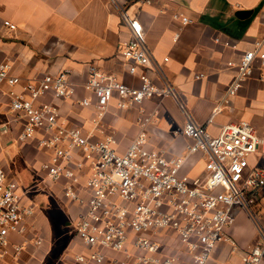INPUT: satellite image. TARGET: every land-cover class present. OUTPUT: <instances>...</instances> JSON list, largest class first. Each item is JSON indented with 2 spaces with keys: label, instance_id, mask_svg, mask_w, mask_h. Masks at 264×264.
<instances>
[{
  "label": "built area",
  "instance_id": "1",
  "mask_svg": "<svg viewBox=\"0 0 264 264\" xmlns=\"http://www.w3.org/2000/svg\"><path fill=\"white\" fill-rule=\"evenodd\" d=\"M119 10L131 32L123 56L132 62L129 73L139 76L140 85L128 86L116 75L90 66L85 90L96 103L90 98L79 101L82 107L94 106L97 113L89 133L69 127L58 108L45 101L50 93L67 101L76 96L69 70L22 85L12 75V66H0V92L10 98L12 113L4 128L11 133L18 129L17 144L35 142L49 154L48 162L41 165L43 174L37 186L60 187L64 198L81 208L74 223L75 242L67 249L69 261L65 264H208L220 244L238 252L239 244L228 230L239 213L254 219L261 206L264 168L251 160L263 139L248 121L225 125L213 135L208 125L186 115L183 134L194 141L187 155L169 159L152 149L147 130L158 120L160 110L159 106L147 110L144 104L154 98L177 100V94L161 67L157 69L161 85L149 77L146 69L152 59L143 25L125 9ZM175 19L183 25L192 23L183 16ZM5 25L16 29L10 22ZM258 60L264 66V37L244 53L225 101L238 94ZM115 99L121 111L138 110L140 131L124 154L117 151L113 136L94 139L105 128ZM200 152L206 157L203 177L190 180L181 176L188 158ZM30 190L0 165V264H8V259L11 264H26L22 259L31 233L37 246L44 242L33 232L35 206L28 198ZM167 238L176 242L169 246ZM76 242L81 247L78 252L74 251ZM242 260L243 264H262L264 238L245 250Z\"/></svg>",
  "mask_w": 264,
  "mask_h": 264
},
{
  "label": "crops",
  "instance_id": "2",
  "mask_svg": "<svg viewBox=\"0 0 264 264\" xmlns=\"http://www.w3.org/2000/svg\"><path fill=\"white\" fill-rule=\"evenodd\" d=\"M120 8L143 25L152 59V65L146 69L149 77L161 85L157 72L161 67L177 94V100L154 98L144 104L147 110L155 106L160 110L158 120L147 130L150 147L169 159L186 156L194 142L183 134L186 115L198 124L208 125L213 135L225 125L248 121L263 139L252 164L260 163L264 168L261 61H256L253 75L238 94L225 101L244 53L253 50L264 37V0H116L115 4L111 0H0V66L6 63L12 66V75L18 76L22 85L69 70L76 96L67 101L50 93L45 101L58 108L62 121L69 127L89 133L93 131L97 113L94 106L85 108L79 101L90 98L96 103V98L85 90L90 66L116 75L128 86L140 85L139 76L129 73L132 62L123 56L131 32ZM176 15L187 17L192 23L183 25L175 19ZM5 22L14 24L16 29H10ZM176 35H179L177 40ZM165 58L169 59L166 63ZM0 95L3 96L1 92ZM137 117L136 108L121 111L115 99L105 118V128L97 131L94 139L113 136L117 151L124 154L139 134ZM9 134L8 146L12 149L16 136ZM21 145V150L31 155L38 166L46 154L49 156L47 151H36L39 147L35 142ZM25 161L28 166V160ZM205 164L203 153L193 154L182 168L181 176L190 180L203 177ZM25 167L20 165L23 172ZM254 219L245 212L239 213L228 233L237 241L240 251L220 244L208 264H243V252L263 240L264 196ZM175 242L171 238L165 241L169 246ZM27 252L30 253L29 249ZM27 252L22 260L34 264L26 257ZM8 264H11L9 259Z\"/></svg>",
  "mask_w": 264,
  "mask_h": 264
},
{
  "label": "rangeland",
  "instance_id": "3",
  "mask_svg": "<svg viewBox=\"0 0 264 264\" xmlns=\"http://www.w3.org/2000/svg\"><path fill=\"white\" fill-rule=\"evenodd\" d=\"M7 64V63H6ZM3 65V64H2ZM1 65V66H2ZM12 116V113H11ZM8 119V98L5 96L0 95V128L5 127L4 124ZM2 126V127H1ZM14 133H11L9 135L16 136V132L18 129L15 127L13 128ZM8 134L4 135L3 133H0V147L2 150V147L6 148V145H8ZM14 148H12V151L15 153L14 161L18 166H26L29 169V172L31 173L29 178V183H31L33 180H38L40 177V174L42 173L41 165L44 162H48L49 156L46 154L43 161L38 165H36V162H33V157L31 155H27L25 152H23L21 144L14 143ZM36 151L43 153V150L38 148ZM37 152V153H38ZM43 156V154H42ZM4 158L3 150L0 152V160ZM44 158V157H42ZM29 162V165H26V161ZM263 164L259 163V167ZM49 189L48 192L54 195V200L58 201V203H55V201L52 199L51 205L47 204H40V208L37 211V214L35 218L33 219V232L36 233V235H40L43 237L44 242L41 246H37L35 244V237L31 233L29 235V238L31 239V243L28 247L29 252L27 253L29 255H26V257L31 258L32 263L34 264H65V262L69 261L67 253V249L71 244L75 242L74 240V223L76 221V217L79 216V213L81 211L80 207H77L74 203H71L69 200H66L64 196L62 195V189L57 186L48 185ZM78 208L80 211H78ZM60 209H64L68 215L61 212ZM76 214V217H74ZM257 219V217H256ZM255 220V219H254ZM257 221V220H256ZM73 222V223H72ZM72 223L71 228L68 227ZM257 224V223H256ZM81 247L78 242H76L74 251L78 252L80 251ZM68 257V258H67ZM33 258V259H32ZM63 259V262L61 260ZM66 259V261L64 260Z\"/></svg>",
  "mask_w": 264,
  "mask_h": 264
},
{
  "label": "flooded vegetation",
  "instance_id": "4",
  "mask_svg": "<svg viewBox=\"0 0 264 264\" xmlns=\"http://www.w3.org/2000/svg\"><path fill=\"white\" fill-rule=\"evenodd\" d=\"M2 150L4 153V158L0 160V165L13 178L17 179L22 185V187L31 189L28 194V198L35 206V212H34V218H35L37 211L40 208V204H47L48 206L51 205L52 199L54 200V195L48 192L47 189L49 188L46 185L37 186L36 184L37 180H33L31 183H29L30 181L29 178H31L30 176L31 173L29 172V169L27 167H25V170L23 172L22 168H20V166L16 164V162L14 161L15 153L12 151L11 146L6 145V148L2 147ZM2 150L0 147V152ZM54 201L55 203H58V201L56 200ZM60 211L67 215L69 214L64 209H60ZM72 223L68 225L69 228H71Z\"/></svg>",
  "mask_w": 264,
  "mask_h": 264
},
{
  "label": "water",
  "instance_id": "5",
  "mask_svg": "<svg viewBox=\"0 0 264 264\" xmlns=\"http://www.w3.org/2000/svg\"><path fill=\"white\" fill-rule=\"evenodd\" d=\"M247 13H245V12H241V15H246ZM238 17H240V16H238ZM10 132V129L9 128H4V127H2V128H0V133H9Z\"/></svg>",
  "mask_w": 264,
  "mask_h": 264
}]
</instances>
